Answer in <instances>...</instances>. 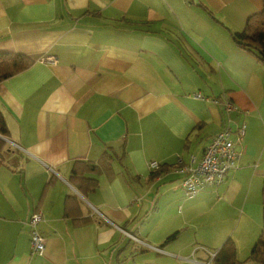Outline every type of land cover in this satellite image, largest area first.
<instances>
[{
	"label": "crops",
	"instance_id": "1",
	"mask_svg": "<svg viewBox=\"0 0 264 264\" xmlns=\"http://www.w3.org/2000/svg\"><path fill=\"white\" fill-rule=\"evenodd\" d=\"M261 8L0 0V52L32 58L0 81V264H196L227 241L260 264L248 257L263 223L264 62L233 33ZM224 128L242 129L235 168L186 194L184 168Z\"/></svg>",
	"mask_w": 264,
	"mask_h": 264
},
{
	"label": "built area",
	"instance_id": "2",
	"mask_svg": "<svg viewBox=\"0 0 264 264\" xmlns=\"http://www.w3.org/2000/svg\"><path fill=\"white\" fill-rule=\"evenodd\" d=\"M49 63H54L55 60L49 58ZM194 96L203 98L201 93H193ZM226 109L233 108L231 102H225ZM242 129L235 132L232 137L230 128H224L212 135L208 145L204 148L200 162L195 167L186 166L184 170L188 171L187 175L182 179V186L186 194L190 195L196 191L210 185H217L224 176L236 166L238 151L236 142L241 139ZM153 169L158 167L155 161L149 163ZM41 212L34 211L30 214L28 225L30 229V252L32 254H41L45 248V237L38 229L39 221L41 220ZM216 252L211 253L210 261H212ZM208 262H196V264H210Z\"/></svg>",
	"mask_w": 264,
	"mask_h": 264
},
{
	"label": "trees",
	"instance_id": "3",
	"mask_svg": "<svg viewBox=\"0 0 264 264\" xmlns=\"http://www.w3.org/2000/svg\"><path fill=\"white\" fill-rule=\"evenodd\" d=\"M261 1V10L249 16L244 28L233 33V38L238 45L252 51L260 61L264 62V0ZM31 62L32 58L24 54L0 52V81L26 68ZM6 136L7 128L0 112V163L10 154V147L4 139ZM88 181L90 187L93 188L96 180L90 177ZM262 196L263 223L248 257L260 264H264V180ZM212 260L215 264H240L235 258L234 247L230 241L223 244Z\"/></svg>",
	"mask_w": 264,
	"mask_h": 264
}]
</instances>
